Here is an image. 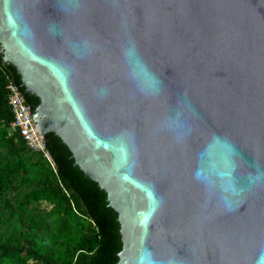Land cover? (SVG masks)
<instances>
[{"label": "water", "instance_id": "water-1", "mask_svg": "<svg viewBox=\"0 0 264 264\" xmlns=\"http://www.w3.org/2000/svg\"><path fill=\"white\" fill-rule=\"evenodd\" d=\"M0 60L89 264H264V0H0Z\"/></svg>", "mask_w": 264, "mask_h": 264}, {"label": "trees", "instance_id": "trees-1", "mask_svg": "<svg viewBox=\"0 0 264 264\" xmlns=\"http://www.w3.org/2000/svg\"><path fill=\"white\" fill-rule=\"evenodd\" d=\"M9 82L0 60V264H89L100 245L95 220L53 159L12 128Z\"/></svg>", "mask_w": 264, "mask_h": 264}, {"label": "built area", "instance_id": "built-area-1", "mask_svg": "<svg viewBox=\"0 0 264 264\" xmlns=\"http://www.w3.org/2000/svg\"><path fill=\"white\" fill-rule=\"evenodd\" d=\"M7 89L9 91L8 103L11 106L14 117L11 122L12 128L19 132L32 150L41 152L54 165L51 155L45 146L44 139L34 123L29 105L22 92L12 82L7 84Z\"/></svg>", "mask_w": 264, "mask_h": 264}, {"label": "rangeland", "instance_id": "rangeland-1", "mask_svg": "<svg viewBox=\"0 0 264 264\" xmlns=\"http://www.w3.org/2000/svg\"><path fill=\"white\" fill-rule=\"evenodd\" d=\"M44 207H45L46 210H50V206H47V205L44 204Z\"/></svg>", "mask_w": 264, "mask_h": 264}]
</instances>
